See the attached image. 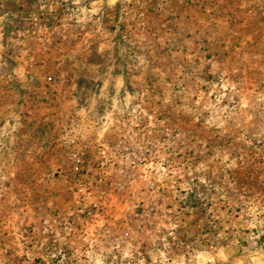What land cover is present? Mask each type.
I'll return each mask as SVG.
<instances>
[{
  "label": "rangeland",
  "instance_id": "rangeland-1",
  "mask_svg": "<svg viewBox=\"0 0 264 264\" xmlns=\"http://www.w3.org/2000/svg\"><path fill=\"white\" fill-rule=\"evenodd\" d=\"M36 3L0 0V264H264V0Z\"/></svg>",
  "mask_w": 264,
  "mask_h": 264
},
{
  "label": "crops",
  "instance_id": "crops-1",
  "mask_svg": "<svg viewBox=\"0 0 264 264\" xmlns=\"http://www.w3.org/2000/svg\"><path fill=\"white\" fill-rule=\"evenodd\" d=\"M21 1L24 3V5L26 3H29V4H37L36 3V0H3V3H4V5H8V7H9V5H11L12 3L15 4V3H17V2L19 3Z\"/></svg>",
  "mask_w": 264,
  "mask_h": 264
}]
</instances>
